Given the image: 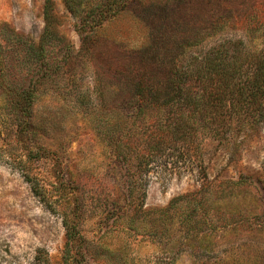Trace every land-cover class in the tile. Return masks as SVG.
<instances>
[{"label":"rangeland","instance_id":"1","mask_svg":"<svg viewBox=\"0 0 264 264\" xmlns=\"http://www.w3.org/2000/svg\"><path fill=\"white\" fill-rule=\"evenodd\" d=\"M105 3L0 0V264H264V116L155 158L168 128L105 72L152 44L154 21L132 7L91 28Z\"/></svg>","mask_w":264,"mask_h":264},{"label":"trees","instance_id":"2","mask_svg":"<svg viewBox=\"0 0 264 264\" xmlns=\"http://www.w3.org/2000/svg\"><path fill=\"white\" fill-rule=\"evenodd\" d=\"M147 1L106 0L91 24L101 25L132 7L154 21L148 48L135 53L136 58L124 53L105 69L122 83L120 103L133 104L142 120L168 128L152 132L155 158L164 146L177 145L178 137L188 146L194 137L231 142L236 122L245 125L264 116V44L256 42L264 31V0ZM64 2L74 14L83 6V0ZM178 11L185 13L171 14ZM110 85L103 90L120 89L118 82ZM244 100L254 116L234 108ZM25 178L43 201L39 184L27 174ZM205 180L200 185L204 194L207 174ZM64 226L73 235L67 221Z\"/></svg>","mask_w":264,"mask_h":264}]
</instances>
